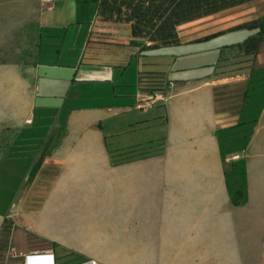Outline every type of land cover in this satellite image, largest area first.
<instances>
[{"label":"crops","instance_id":"obj_1","mask_svg":"<svg viewBox=\"0 0 264 264\" xmlns=\"http://www.w3.org/2000/svg\"><path fill=\"white\" fill-rule=\"evenodd\" d=\"M61 3L50 10L43 0H0V49L16 58L0 61V97L17 98L10 117L0 110V129L7 131L0 170L8 192L0 194V264H55L68 253L101 264H264V107L246 147L222 149L223 134L246 123L250 82L264 71V40L257 54L247 55L245 44L258 30L239 28L264 17V0L179 26V44L168 48L185 51L188 64H174L168 79L139 67L136 91L123 103L85 102L65 114L63 105L46 139L21 140L24 129L34 133L37 97L51 96L48 86L36 84L40 64L29 36L41 34L44 18ZM238 30L250 34L237 44L208 43ZM84 37L89 70L126 71L153 50H142L129 24L104 22L98 12ZM207 47H223L210 64ZM154 73L167 80L165 91L140 88L141 77ZM156 93L165 101L138 108ZM116 154L124 162L114 166ZM234 156L239 159L228 162ZM239 163L245 195L227 182L229 166L235 171Z\"/></svg>","mask_w":264,"mask_h":264},{"label":"rangeland","instance_id":"obj_2","mask_svg":"<svg viewBox=\"0 0 264 264\" xmlns=\"http://www.w3.org/2000/svg\"><path fill=\"white\" fill-rule=\"evenodd\" d=\"M61 6L55 15H47L44 18L42 32L39 31L34 35L33 31L29 36L27 46L29 52L33 53L37 58L40 66L39 82L37 86H48L47 92L51 95L49 98H44L45 91L37 97L36 110L34 114L35 128L31 134L27 129L18 137L22 139L33 138L38 142L43 141L49 136L52 126L56 118L62 111L64 105V114L70 108L89 102L94 105H109L123 103L131 98L137 88V71L139 67L142 70H157L165 72L166 79L169 78L170 68L174 66H185L188 64V56L185 51H179V47L152 50L147 53L149 57L147 63L153 65H137L134 61L125 71L124 68H117L114 73L112 70H89L84 65L83 54L85 51V31L91 26V23L96 20L98 12V2L95 0H60ZM250 32L245 30L231 31L222 36H218L210 42L231 45L237 44L245 40ZM245 36V37H244ZM34 39V41H33ZM34 42V43H33ZM212 45V43H211ZM219 46V45H217ZM224 46V45H220ZM205 52V61L208 64L218 59L220 49H209ZM175 50L174 51H172ZM178 50V51H177ZM175 54L176 58H169L168 52ZM15 52V51H14ZM13 52V54H14ZM12 52L0 49V61L14 60ZM182 54V56H180ZM20 57V54H17ZM194 58H192L193 60ZM202 60V59H201ZM210 66H205L202 69L207 71ZM194 71V70H192ZM209 71V70H208ZM93 72V73H92ZM191 73V71H188ZM75 80V81H74ZM75 85L72 87V85ZM125 86V87H124ZM90 93V98L87 95ZM254 98L248 99L244 106L243 117L246 123L242 126L231 130L230 136L224 133L222 137V149L227 152L230 150H238L246 147L249 139L252 136L255 123L252 122L257 117L262 104V100L253 101ZM17 98H9L6 93L0 97V110L2 116L8 118L11 116L12 102L16 103ZM60 116V115H59ZM63 119L60 123L64 122ZM22 130L19 129L18 133ZM6 129H0V139L6 137ZM248 136V137H246ZM111 139V138H110ZM0 146V158L4 154ZM264 154V151H262ZM256 158L255 155H253ZM264 161V155L262 157ZM232 157L228 162H233ZM7 161L3 164L6 168ZM264 173V165L261 170ZM5 174L0 170V194L7 196L8 192L4 188L6 186V178L1 177ZM17 186L19 179H13ZM227 182L232 192L240 191L243 195L246 193V178L244 164L239 163L235 166V171L232 166L227 170ZM4 184V185H3ZM10 195V193H9ZM261 200L264 201V188L261 191ZM99 263V262H98Z\"/></svg>","mask_w":264,"mask_h":264},{"label":"trees","instance_id":"obj_3","mask_svg":"<svg viewBox=\"0 0 264 264\" xmlns=\"http://www.w3.org/2000/svg\"><path fill=\"white\" fill-rule=\"evenodd\" d=\"M86 1V0H83ZM251 0H99L98 15L104 22L129 24L131 36L143 42L142 50L160 49L179 44L178 27L207 17L221 11L245 4ZM239 28L258 30L245 44V53L255 55L259 51L260 43L264 40V17ZM147 43H150L148 46ZM254 74L256 81L250 82L245 105L248 99L262 100V106L257 117L252 120L256 123L264 107V71ZM253 76V73H252ZM260 77V79H258ZM167 80L159 74H150L141 77L140 88L152 92L166 90ZM244 121V119H242ZM242 125L241 121L239 122ZM124 162L119 155H111V164L118 165ZM30 239H37L43 247L55 248L54 243L45 239H38L29 235ZM88 259L78 253H68L55 259V264H84Z\"/></svg>","mask_w":264,"mask_h":264},{"label":"built area","instance_id":"obj_4","mask_svg":"<svg viewBox=\"0 0 264 264\" xmlns=\"http://www.w3.org/2000/svg\"><path fill=\"white\" fill-rule=\"evenodd\" d=\"M48 6V8L50 10H52L54 8V4L56 2V0H43ZM159 101H165V97L163 93H156L154 94L149 100H141L138 104V108L140 109H146V108H150L153 104L159 102ZM239 156H234L232 157V160H238ZM27 264V263H25ZM85 264H101L98 263L95 260H90L89 262L85 263Z\"/></svg>","mask_w":264,"mask_h":264}]
</instances>
